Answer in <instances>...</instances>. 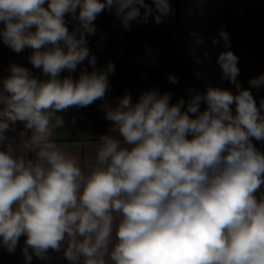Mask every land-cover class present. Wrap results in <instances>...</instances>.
<instances>
[{"label": "clouds", "instance_id": "9594fccd", "mask_svg": "<svg viewBox=\"0 0 264 264\" xmlns=\"http://www.w3.org/2000/svg\"><path fill=\"white\" fill-rule=\"evenodd\" d=\"M105 10L126 30L172 14L169 0H0V39L16 53L32 49L47 77L12 64L0 81V245L14 253L24 236L25 264L50 251L69 264H264V152L252 142L264 141V99L257 106L241 87L231 50L217 63L235 94L209 86L185 105L170 92L151 89L135 103L126 93L101 106L112 124L92 156L81 161L58 142V113L109 90L114 65L96 70L86 38ZM66 15L78 21L71 31ZM218 35L227 49V32ZM86 59L90 73L61 78ZM249 83L264 86V74Z\"/></svg>", "mask_w": 264, "mask_h": 264}, {"label": "crops", "instance_id": "0c3cea01", "mask_svg": "<svg viewBox=\"0 0 264 264\" xmlns=\"http://www.w3.org/2000/svg\"><path fill=\"white\" fill-rule=\"evenodd\" d=\"M146 3L151 4L152 0H146ZM169 3L172 14L160 24L149 17L147 22H133L130 30H126L114 11L108 10L94 21L96 32L86 37L87 47L96 58V70L105 68L109 62L114 65V74L108 77L109 90L103 100H97L88 107H72L58 113L66 126L57 130V140L81 161L95 153L99 137L107 134L111 127L112 122L105 118L101 106L105 103L115 106L126 93L135 103L142 93L151 89L158 90L160 94L170 92V103L183 98L185 105L190 96L196 92L203 93L209 86L235 94L237 89L223 78L217 63L219 53L225 50H231L239 58L237 79L241 87L252 92L257 106L264 99V86L256 88L249 83L264 74V0H169ZM65 20L70 31L78 25L70 15H66ZM0 28H3L2 22ZM220 30L229 36L227 49L218 35ZM193 33L203 38L201 44H195ZM213 38L220 43L213 44ZM204 52L209 54L207 59ZM31 54L30 48L16 53L0 39V81L10 75L12 64L29 69L40 80L47 79L41 69L30 63ZM197 59L202 62L197 63ZM85 69L89 73L93 70L87 59L74 72H62L61 78L71 75L78 79ZM170 75L176 78V83L170 81ZM200 107L203 111L206 105L201 103ZM232 107L235 113V106ZM23 127L21 122H17L16 130L7 135L18 139ZM252 142L264 152V141L253 138ZM261 191L264 192V188ZM24 243L25 237L21 236L14 253L0 245V264H25ZM49 257L41 260L33 256L30 264H69L62 252L50 251Z\"/></svg>", "mask_w": 264, "mask_h": 264}]
</instances>
